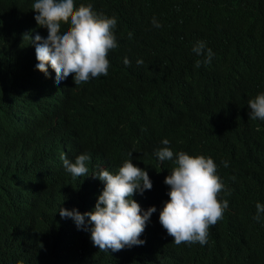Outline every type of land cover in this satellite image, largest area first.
I'll return each instance as SVG.
<instances>
[{
	"label": "trees",
	"instance_id": "trees-1",
	"mask_svg": "<svg viewBox=\"0 0 264 264\" xmlns=\"http://www.w3.org/2000/svg\"><path fill=\"white\" fill-rule=\"evenodd\" d=\"M34 2L0 0V264H165L160 259L174 254L208 264H264V213L255 219L256 204L264 205V120L244 112L264 94V0H75L117 20L107 76L78 86L71 75L57 84L50 66L47 75L36 68L35 44L23 36L47 38L48 31L34 18ZM200 41L213 56L197 68L204 57L192 49ZM19 119L14 137L10 126ZM165 138L174 158L183 151L217 165L219 199L229 209L209 227L206 244L175 247L146 226L144 243L132 252L100 251L90 231L58 215L61 205L85 213L98 201L90 178L69 182L63 169L45 213L48 237L11 233L22 190L57 167L44 152L55 141H66L70 154L85 152L91 167L131 158L153 173L167 165L152 156ZM164 180L134 194L143 211L169 199Z\"/></svg>",
	"mask_w": 264,
	"mask_h": 264
},
{
	"label": "clouds",
	"instance_id": "clouds-1",
	"mask_svg": "<svg viewBox=\"0 0 264 264\" xmlns=\"http://www.w3.org/2000/svg\"><path fill=\"white\" fill-rule=\"evenodd\" d=\"M245 1L252 4L251 0ZM32 8L37 13L34 18L38 26L48 31L47 38L37 34L33 39L30 33L23 36V40L29 37L31 44H35L36 68L40 72L47 75L50 66L57 84L71 75L76 86L101 75L107 76L108 54L117 47L112 31L116 18L97 13L91 4L81 3L77 7L75 0H35ZM152 23L155 27L161 26L155 18ZM62 25H67L63 31ZM192 51L204 57L203 61H196L197 68L201 63L211 62L212 49H206L203 41L197 42ZM124 63L129 64L127 58ZM137 64H143V60H138ZM248 106L245 116L264 120V94L250 99ZM20 124L19 119L10 126L12 136H18ZM169 143L165 138L161 148H153L157 166L163 162L167 165L164 169L154 168L152 173L131 158L126 161L124 158L112 167H91L87 163L90 157L85 152L70 154L66 141H55L54 147L44 152L56 161L57 167L50 177H35L22 190L11 217V233L20 237L22 233L31 232L42 239L48 237L50 226L45 223V213L52 202L53 180L63 169L69 182L90 178L94 182L92 196H97L98 201L94 210L85 213L74 209V204L61 205L58 215L61 220L70 222L72 219L78 228L90 231L91 241L100 251L121 255L132 252L131 246L144 243L140 237L146 226L175 247L206 244L209 227L223 220L229 209L228 200L219 199L224 184L211 157L181 151L174 158ZM224 166H228L227 161ZM163 180L170 188L169 199L163 207L153 206L143 211L132 197L136 192L138 196L145 195L153 184ZM256 209L255 219L259 221L264 205L257 203ZM153 213L151 222L146 225ZM160 260L165 264H208L204 259H187L175 254Z\"/></svg>",
	"mask_w": 264,
	"mask_h": 264
},
{
	"label": "bare ground",
	"instance_id": "bare-ground-1",
	"mask_svg": "<svg viewBox=\"0 0 264 264\" xmlns=\"http://www.w3.org/2000/svg\"><path fill=\"white\" fill-rule=\"evenodd\" d=\"M21 181V180H20Z\"/></svg>",
	"mask_w": 264,
	"mask_h": 264
}]
</instances>
